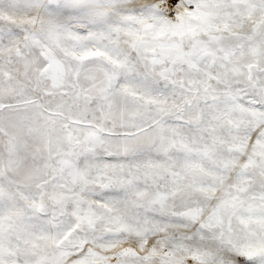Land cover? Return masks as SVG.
<instances>
[{
    "label": "snow or ice",
    "instance_id": "obj_1",
    "mask_svg": "<svg viewBox=\"0 0 264 264\" xmlns=\"http://www.w3.org/2000/svg\"><path fill=\"white\" fill-rule=\"evenodd\" d=\"M0 264H264V0H0Z\"/></svg>",
    "mask_w": 264,
    "mask_h": 264
}]
</instances>
